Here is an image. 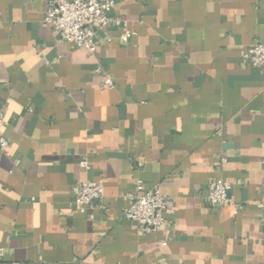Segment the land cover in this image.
<instances>
[{
  "label": "crops",
  "instance_id": "crops-1",
  "mask_svg": "<svg viewBox=\"0 0 264 264\" xmlns=\"http://www.w3.org/2000/svg\"><path fill=\"white\" fill-rule=\"evenodd\" d=\"M47 2L0 0V264H264V69L242 57L264 0H113L135 34L109 24L92 55ZM216 178L232 205L209 206ZM98 180L105 208L75 213ZM138 180L170 198L166 245L122 214Z\"/></svg>",
  "mask_w": 264,
  "mask_h": 264
},
{
  "label": "built area",
  "instance_id": "built-area-1",
  "mask_svg": "<svg viewBox=\"0 0 264 264\" xmlns=\"http://www.w3.org/2000/svg\"><path fill=\"white\" fill-rule=\"evenodd\" d=\"M113 0H48L43 15V22L49 25L58 35L59 40L71 42L89 54H95L98 49L97 36L109 24L121 28L119 39L127 43L135 34L126 27V22L118 17H111ZM243 60L254 66L264 69V41H255L247 46L243 52ZM95 72L102 71L96 67ZM113 80L105 75L102 87L112 88ZM3 124V113L0 112V129ZM8 146V141L0 132V150ZM86 166L85 162H81ZM231 184L222 179L211 180L206 187V199L211 207L232 205L230 196ZM73 201L70 208L77 214H87L94 207L104 209L103 185L101 181H82L72 185ZM127 205L122 214L125 219L137 224L141 233L163 232L166 238L161 245L169 241L171 230V215L173 210L170 198L162 195L158 188L145 187L140 180L133 190L125 193ZM260 220L263 226L261 242L264 245V199L257 204ZM1 254V252H0ZM35 264H53L48 261H39Z\"/></svg>",
  "mask_w": 264,
  "mask_h": 264
}]
</instances>
